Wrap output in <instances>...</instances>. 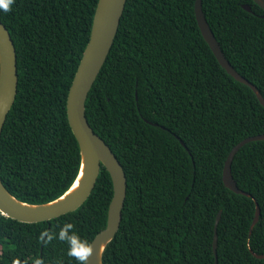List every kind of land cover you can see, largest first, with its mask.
I'll list each match as a JSON object with an SVG mask.
<instances>
[{
	"label": "trees",
	"instance_id": "obj_1",
	"mask_svg": "<svg viewBox=\"0 0 264 264\" xmlns=\"http://www.w3.org/2000/svg\"><path fill=\"white\" fill-rule=\"evenodd\" d=\"M98 1L16 0L10 12H0L19 75L0 138V177L22 202H52L80 173L67 98ZM195 4L128 0L87 99L90 126L128 179L121 227L104 264H264L257 257L264 256V141L244 146L232 164L236 185L251 198L223 181L234 147L264 134V106L220 65L200 30ZM203 12L226 59L264 98V10L252 0H203ZM113 194L103 167L75 212L32 224L0 213V264H33L37 257L44 264H77L67 243H45L41 234L70 222L91 245L107 226ZM256 204L260 218L251 232Z\"/></svg>",
	"mask_w": 264,
	"mask_h": 264
},
{
	"label": "water",
	"instance_id": "obj_2",
	"mask_svg": "<svg viewBox=\"0 0 264 264\" xmlns=\"http://www.w3.org/2000/svg\"><path fill=\"white\" fill-rule=\"evenodd\" d=\"M127 1H98L90 41L85 49L68 94V120L73 134L78 141L81 153L80 173L73 186L63 196L52 202L29 204L13 196L7 190L0 177V213L7 218L32 224L48 222L77 211L91 196L104 167L111 176L114 194L109 206L107 226L92 242L93 253L88 258L87 264H104V252L119 232L127 198L128 179L124 167L109 145L94 132L86 116L87 99L110 55L118 35ZM252 1L264 10V0ZM244 9L249 13L252 12V8L249 5H245ZM195 13L200 30L220 65L236 81L252 89L260 103L264 106V98L259 90L242 77L224 56L204 15L203 0H196ZM18 84L19 75L16 47L9 30L0 21V138L7 117L17 98ZM152 125L157 126V124ZM258 141H264V134L249 137L236 145L226 160L223 171L225 186L232 192L249 198H251V195L242 191L236 185L232 175V164L235 156L244 146ZM181 144L183 143L181 142ZM76 184L77 186L74 188ZM221 214L220 212L215 225L213 243L215 255L218 243L217 227ZM259 218L260 208L256 204V215L251 232L258 223ZM257 257L264 258V256Z\"/></svg>",
	"mask_w": 264,
	"mask_h": 264
},
{
	"label": "clouds",
	"instance_id": "obj_3",
	"mask_svg": "<svg viewBox=\"0 0 264 264\" xmlns=\"http://www.w3.org/2000/svg\"><path fill=\"white\" fill-rule=\"evenodd\" d=\"M15 3L16 0H0V12H10ZM74 229L75 225L73 223L66 222L59 226L58 231H44L40 236V240L48 243L57 239L67 243L68 256L75 258L77 264H87L88 258L93 253V248ZM13 264H20V261H13ZM33 264H44V261L37 257L33 260Z\"/></svg>",
	"mask_w": 264,
	"mask_h": 264
},
{
	"label": "bare ground",
	"instance_id": "obj_4",
	"mask_svg": "<svg viewBox=\"0 0 264 264\" xmlns=\"http://www.w3.org/2000/svg\"><path fill=\"white\" fill-rule=\"evenodd\" d=\"M77 186V184L74 186V188Z\"/></svg>",
	"mask_w": 264,
	"mask_h": 264
}]
</instances>
